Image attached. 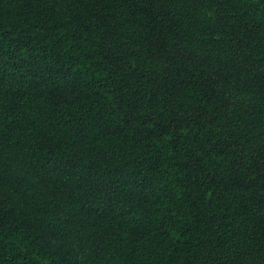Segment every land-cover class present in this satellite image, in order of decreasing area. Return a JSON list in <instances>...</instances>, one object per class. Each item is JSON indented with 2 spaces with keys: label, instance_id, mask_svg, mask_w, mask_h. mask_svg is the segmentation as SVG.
I'll return each mask as SVG.
<instances>
[{
  "label": "trees",
  "instance_id": "1",
  "mask_svg": "<svg viewBox=\"0 0 264 264\" xmlns=\"http://www.w3.org/2000/svg\"><path fill=\"white\" fill-rule=\"evenodd\" d=\"M0 264H264V0H0Z\"/></svg>",
  "mask_w": 264,
  "mask_h": 264
}]
</instances>
